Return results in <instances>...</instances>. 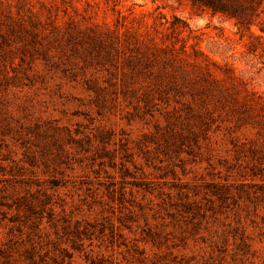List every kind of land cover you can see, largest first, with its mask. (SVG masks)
<instances>
[{"label": "rangeland", "instance_id": "374dc122", "mask_svg": "<svg viewBox=\"0 0 264 264\" xmlns=\"http://www.w3.org/2000/svg\"><path fill=\"white\" fill-rule=\"evenodd\" d=\"M231 1L0 0V264H264V0Z\"/></svg>", "mask_w": 264, "mask_h": 264}, {"label": "trees", "instance_id": "16d2710c", "mask_svg": "<svg viewBox=\"0 0 264 264\" xmlns=\"http://www.w3.org/2000/svg\"><path fill=\"white\" fill-rule=\"evenodd\" d=\"M204 1L206 2V4H209L214 11H221L222 13L227 12L232 15H235V13L237 12L236 11L237 7L233 4V1L231 0H204ZM229 8H231L232 10H228Z\"/></svg>", "mask_w": 264, "mask_h": 264}]
</instances>
